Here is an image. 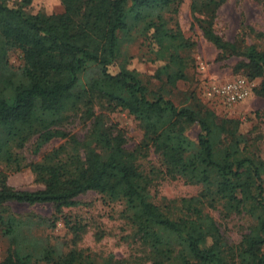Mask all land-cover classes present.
<instances>
[{"label": "trees", "instance_id": "trees-1", "mask_svg": "<svg viewBox=\"0 0 264 264\" xmlns=\"http://www.w3.org/2000/svg\"><path fill=\"white\" fill-rule=\"evenodd\" d=\"M256 1L264 8V0ZM181 2L60 0L63 12L45 16L27 15L0 0V166L5 168L0 170V231L10 244L0 264H76L75 251L56 258L54 247L35 237L31 226H55L59 217L64 219V209L76 207L77 198L90 192L123 204L148 264H264V161L253 150L250 135L240 132L238 121L218 120L207 109L178 108L150 93L138 70L120 61L118 35L127 40L138 30L155 61L164 63L154 78L164 77L171 87L186 81L192 63L188 52L195 43L179 29L168 28L165 18ZM224 3L194 0L193 20L202 16V36L218 51L216 61L232 56L246 60L239 69L249 81L260 79L252 92L264 98V50H241L213 30ZM13 50L23 56V80L17 82L7 71ZM117 111L133 116L143 132L133 150L126 147L124 132L108 123L107 114ZM78 114L90 122L81 141L60 130ZM193 125L200 128L196 143L186 135ZM32 139L35 153L55 139L65 141L40 162L24 164L16 151ZM150 151L159 160V173L200 186V192L171 207L155 204L152 178L138 165ZM26 168L42 189L21 191L8 185L11 173ZM10 203L50 204L54 214L51 219L21 217L11 212ZM206 210L254 222L232 244Z\"/></svg>", "mask_w": 264, "mask_h": 264}, {"label": "rangeland", "instance_id": "rangeland-1", "mask_svg": "<svg viewBox=\"0 0 264 264\" xmlns=\"http://www.w3.org/2000/svg\"><path fill=\"white\" fill-rule=\"evenodd\" d=\"M193 1L182 0L176 13L165 15L168 28L179 29L185 38L195 43L194 48L188 52L192 63L186 70V81H179L171 87L165 84L164 77L161 80L154 78L157 69L164 63L155 61L150 47L138 30L132 31L127 40L122 34L118 35L121 38L120 61H128L129 68L138 70L142 83L150 93L163 95L176 107L195 111L207 109L213 111L218 120L238 121L240 132L250 135L254 144L253 150L264 161V98L255 96L252 92L243 102L227 105L219 99L207 96V90L212 83L223 84L244 78L238 65L246 60L232 56L216 61L218 51L202 36V16L194 15L198 21L193 20L190 9ZM22 2L23 0H8L9 5L21 8L27 15L50 16L63 12L60 0H32L29 6H23ZM213 30L224 41L235 44L241 50L249 46H255L259 51L264 50V8L256 0H225L216 12ZM22 58L19 50L8 53L7 71L16 82L23 80ZM111 72L116 73L117 68H111ZM251 81L256 87L260 79ZM107 118L109 124L124 132L126 147L129 150L135 149L141 143L143 132L133 116L124 111H117L107 114ZM89 126L90 122L78 114L71 116L60 130L81 141ZM199 134L200 128L197 125L190 126L186 131L187 137L194 143L197 142ZM64 141L55 139L35 153L36 139H32L23 150L16 153L24 159V164L37 163ZM193 151H197V147H194ZM138 165L143 173L152 178L151 200L161 208L171 207L173 202H179L180 199L196 196L201 190L200 186L186 184L182 180H172L159 173L160 163L152 151L145 157L142 156ZM4 169L1 165L0 170ZM7 182L16 190L42 189V186L34 181V176L28 168L11 173ZM77 201L76 207L63 210L64 219L59 217L55 226H31L35 237L54 247L56 258L75 251L79 256L76 264H148L143 250L134 239L133 229L124 216L122 203H111L94 192L81 195ZM8 207L13 214L21 217L35 215L51 219L54 214V208L50 204L29 206L10 203ZM206 212L213 217L224 237L232 244H237L254 222L242 216L224 218L219 210ZM9 246L8 239L0 231V263L7 256Z\"/></svg>", "mask_w": 264, "mask_h": 264}, {"label": "built area", "instance_id": "built-area-1", "mask_svg": "<svg viewBox=\"0 0 264 264\" xmlns=\"http://www.w3.org/2000/svg\"><path fill=\"white\" fill-rule=\"evenodd\" d=\"M255 84L245 78H237L233 81L209 85L207 96L214 97L227 105H233L246 100L252 94Z\"/></svg>", "mask_w": 264, "mask_h": 264}]
</instances>
